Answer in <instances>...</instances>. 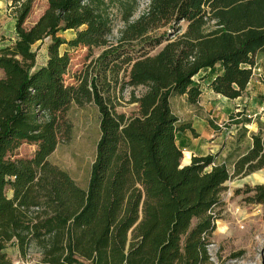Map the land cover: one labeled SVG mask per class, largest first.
<instances>
[{
	"label": "trees",
	"instance_id": "1",
	"mask_svg": "<svg viewBox=\"0 0 264 264\" xmlns=\"http://www.w3.org/2000/svg\"><path fill=\"white\" fill-rule=\"evenodd\" d=\"M6 1L16 36L0 47V264L32 251L38 264H209L224 183L264 168V138L252 134L232 169L212 154L183 165L177 137L194 128L172 102L198 105L205 74L214 94L242 95L264 54V0H149L136 18L138 0H47L29 27L33 0ZM66 30L74 37L58 35ZM46 38L48 59L37 65L32 46ZM63 44L102 48L75 84L62 79ZM88 103L99 137L82 188L49 156L70 137V106ZM123 103L136 110L117 111ZM23 143L35 150L15 157ZM247 192L264 204V183Z\"/></svg>",
	"mask_w": 264,
	"mask_h": 264
},
{
	"label": "rangeland",
	"instance_id": "2",
	"mask_svg": "<svg viewBox=\"0 0 264 264\" xmlns=\"http://www.w3.org/2000/svg\"><path fill=\"white\" fill-rule=\"evenodd\" d=\"M148 1H137L133 18L145 10ZM46 7L47 0H33L23 26H31ZM110 12L116 36L122 21L116 7H111ZM15 20L10 3L0 0V45L11 44L15 39ZM58 35L68 40L74 37L75 31H61ZM49 42L50 39L46 38L32 46L37 64L46 63ZM65 50L69 52L70 61L62 79L69 85L77 83L82 69L97 57L102 48H69L66 44L61 45L60 52ZM255 63L253 77L237 100L214 95L207 84V74L200 78L201 105H189L184 97L173 99L175 114L181 120L189 121L194 128L193 133L186 130L178 134L177 143L183 151L182 163L190 162L193 155L212 154L216 161L224 162L232 169L237 156L250 146L252 134L264 138V54L256 55ZM135 110V104L123 103L117 108L126 115H131ZM67 117L72 124L70 137L59 142L49 161L67 171L80 187L85 188L99 137L97 108L91 103L83 106L72 104ZM34 150V145L23 143L15 157H29ZM262 183L264 168L247 175L233 176L224 183V190L220 194L222 203L216 209L219 218L208 245L209 264H264V204L246 199L251 194L247 192L248 188ZM7 251L14 259L16 254L12 245L7 246ZM28 259L29 264H38L39 255L32 251Z\"/></svg>",
	"mask_w": 264,
	"mask_h": 264
},
{
	"label": "crops",
	"instance_id": "3",
	"mask_svg": "<svg viewBox=\"0 0 264 264\" xmlns=\"http://www.w3.org/2000/svg\"><path fill=\"white\" fill-rule=\"evenodd\" d=\"M0 47H2V44L0 45ZM37 65H40V64H37ZM41 65H43V64H41ZM2 75V72H1V70H0V76ZM209 77V79H208V82H207V84L209 85V80L213 77L212 75H210V76H208ZM250 83V82H249ZM249 85V84H248ZM248 87V86H247ZM212 92V91H211ZM214 94V93H213ZM214 95H216L217 97H222V96H220V95H217V94H214ZM223 98H225V97H223ZM239 98V97H238ZM238 98H235V99H229V100H237ZM227 99V98H226ZM198 105H201V102L199 101V103H198ZM179 118V117H178ZM180 119V118H179ZM181 120V119H180ZM182 121H184L183 119H182ZM12 250L14 251V253L15 254H17V248L15 247V246H13L12 247Z\"/></svg>",
	"mask_w": 264,
	"mask_h": 264
},
{
	"label": "built area",
	"instance_id": "4",
	"mask_svg": "<svg viewBox=\"0 0 264 264\" xmlns=\"http://www.w3.org/2000/svg\"><path fill=\"white\" fill-rule=\"evenodd\" d=\"M15 264H29L28 260H18Z\"/></svg>",
	"mask_w": 264,
	"mask_h": 264
},
{
	"label": "water",
	"instance_id": "5",
	"mask_svg": "<svg viewBox=\"0 0 264 264\" xmlns=\"http://www.w3.org/2000/svg\"><path fill=\"white\" fill-rule=\"evenodd\" d=\"M188 163H189V162H188ZM188 163H187V164H188ZM182 164L185 165V163H182Z\"/></svg>",
	"mask_w": 264,
	"mask_h": 264
}]
</instances>
